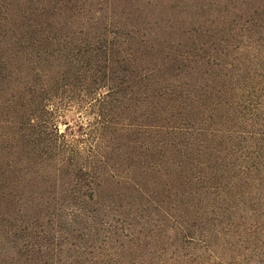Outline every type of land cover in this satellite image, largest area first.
<instances>
[{"label":"trees","instance_id":"trees-1","mask_svg":"<svg viewBox=\"0 0 264 264\" xmlns=\"http://www.w3.org/2000/svg\"><path fill=\"white\" fill-rule=\"evenodd\" d=\"M0 264H264V0H0Z\"/></svg>","mask_w":264,"mask_h":264},{"label":"rangeland","instance_id":"rangeland-1","mask_svg":"<svg viewBox=\"0 0 264 264\" xmlns=\"http://www.w3.org/2000/svg\"><path fill=\"white\" fill-rule=\"evenodd\" d=\"M70 119H71V122H73L74 120H76V117L75 116L74 117L71 116ZM59 128H60L61 131L64 129V127L62 125Z\"/></svg>","mask_w":264,"mask_h":264}]
</instances>
